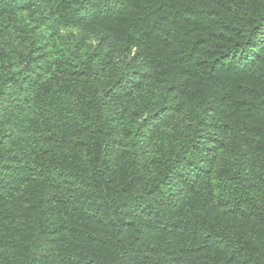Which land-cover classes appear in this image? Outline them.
Here are the masks:
<instances>
[{"label":"trees","instance_id":"obj_1","mask_svg":"<svg viewBox=\"0 0 264 264\" xmlns=\"http://www.w3.org/2000/svg\"><path fill=\"white\" fill-rule=\"evenodd\" d=\"M0 264H264V0H0Z\"/></svg>","mask_w":264,"mask_h":264},{"label":"rangeland","instance_id":"obj_2","mask_svg":"<svg viewBox=\"0 0 264 264\" xmlns=\"http://www.w3.org/2000/svg\"><path fill=\"white\" fill-rule=\"evenodd\" d=\"M29 20H27L26 22H28ZM69 32H74V33H76V31H73V30H71V31H69Z\"/></svg>","mask_w":264,"mask_h":264}]
</instances>
